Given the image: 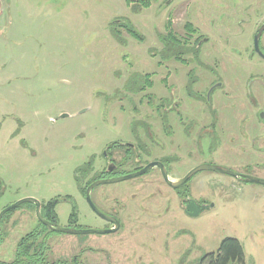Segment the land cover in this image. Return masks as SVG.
Returning a JSON list of instances; mask_svg holds the SVG:
<instances>
[{"label": "rangeland", "instance_id": "1", "mask_svg": "<svg viewBox=\"0 0 264 264\" xmlns=\"http://www.w3.org/2000/svg\"><path fill=\"white\" fill-rule=\"evenodd\" d=\"M263 23L264 0H0V212L56 200L59 225L108 228L81 188L106 151L117 176L166 160L175 181L201 164L264 179ZM134 76L151 85L131 90ZM186 187L215 206L187 215L160 172L96 186L120 210L108 234L53 231L23 203L1 220L0 262L27 238L41 264H200L234 237L264 264V185L204 170Z\"/></svg>", "mask_w": 264, "mask_h": 264}, {"label": "water", "instance_id": "2", "mask_svg": "<svg viewBox=\"0 0 264 264\" xmlns=\"http://www.w3.org/2000/svg\"><path fill=\"white\" fill-rule=\"evenodd\" d=\"M264 33V23L258 28L257 32L255 33L254 36V49L255 52L258 53L260 56L264 57V52L261 49V44H260V40L261 37ZM221 84H218L217 86H219ZM216 86L212 87L208 93V97H210L211 92L213 91V89ZM67 114H63V117H65ZM158 166L162 169V175L164 178V181L171 186L174 189H177L179 187H181L182 185L186 184L193 175H195L196 173L200 172V171H204V170H211L214 171L216 173L219 174H226V175H230L234 178H237L241 181H246V182H250V183H254V184H260V185H264V179L263 178H258V177H254V176H249V175H245L243 173L237 172L235 170H232L230 168L224 167V166H220V165H215V164H201L193 169H191L183 178L179 179V180H171L169 173L166 171V167L165 165L160 162V161H152L150 163H148L146 166H144L141 170L134 172V173H130V174H126V175H120V176H114L111 178H104V179H99L96 180L94 182H92L87 190H86V199L87 202L90 204L91 208L95 211V213L100 216L101 218L111 222L114 224L113 228H106V229H78L75 227H65V226H61L59 225L57 222L51 221L46 219L43 214H42V203L40 200L34 198V197H26L23 198L17 202H15L14 204L4 208L1 212H0V225H1V220L3 218V216L17 208L18 206H20L23 203L26 202H32L35 204L36 206V215L38 220L43 223L44 225L48 226L50 229L54 230V231H58V232H64V233H69V234H90V233H99V234H108V233H114L116 232L119 228H120V221L116 218L113 217L109 214H107L106 212L102 211L92 200L91 197V193L93 191V189L101 184H106V183H113V182H119V181H124L127 179H131V178H135L138 176H141L143 174H145L149 169ZM116 165L114 163H111L108 167V171H113L115 169ZM184 205V210L185 213L191 217H198L200 216L203 212H205L206 210H209L211 208H213L215 206V204L212 202L210 204H199L195 199H191L189 201L188 204H183Z\"/></svg>", "mask_w": 264, "mask_h": 264}, {"label": "trees", "instance_id": "3", "mask_svg": "<svg viewBox=\"0 0 264 264\" xmlns=\"http://www.w3.org/2000/svg\"><path fill=\"white\" fill-rule=\"evenodd\" d=\"M131 33L134 36H137L136 32L131 31ZM172 45L173 44L166 45V47L163 51V55L165 58L171 57V55H172L171 52L173 49L171 47H174ZM136 77H138V78H136ZM140 78H139V76H134L132 78L129 87H133L134 89L130 88L131 90L138 91L140 89H143V87H145L148 83H150V85H151V82H149L150 81L149 76H148V78H145V77H143L141 79ZM137 79H140L141 83L137 84V82H136V84H137L136 85L135 81ZM91 182H92V180H88L85 183V185L81 187L83 194H85V190ZM1 183L2 182L0 180V192H1ZM57 204H58V202L56 200L55 201H49L48 203H46L44 205L42 204V214L46 219L51 220V221H57V219H56L57 214L54 212V208L56 207ZM71 219L74 222L72 224H76L75 222H77L76 221L77 217H75V215L72 214ZM70 226H73V225H70ZM31 237H34V236H31ZM31 237H29V239ZM27 240H28L27 238H23L20 241L18 248H17V252H16V258L12 263H9V264H27V263L28 264H41V262L39 260L41 254H37V256H38L37 258L36 257H34V258L29 257V252H28V250H26V249H28V246H25V243ZM43 246H45V245H43ZM47 248H49V247L47 246ZM24 254H26V255H24ZM23 258H26L28 261L23 260ZM30 260H32V263H30ZM33 260H35V262ZM245 260H246V254H245V250H244V247H243L241 241L238 240L237 238H234V237H226L222 241L217 252H212V253L206 254L204 256V258H202V261L200 262V264H202V263H206V264H233V263L244 264ZM0 264H7V263L0 262Z\"/></svg>", "mask_w": 264, "mask_h": 264}, {"label": "flooded vegetation", "instance_id": "4", "mask_svg": "<svg viewBox=\"0 0 264 264\" xmlns=\"http://www.w3.org/2000/svg\"><path fill=\"white\" fill-rule=\"evenodd\" d=\"M128 149H132L133 151H135V153H137L138 152V148H137V146L136 145H133L132 143H129V142H126L125 144H124ZM105 155H106V158H107V166H106V169H105V171H104V175L101 177V179H104V178H111V177H114V176H117V175H115V171L117 172V170L119 169V165L117 166L116 165V167H115V169L113 170V171H108V167H109V165L111 164V163H113V162H111V157H110V155H109V153L106 151V153H105ZM138 154H136V157H135V162L136 163H138L140 160V158L139 159H137L138 157ZM153 161H160V162H162L164 165H165V167H166V171L169 173V176H170V172H173L172 171V169L170 168V165H169V163L165 160H153ZM152 162V161H151ZM148 163H150V162H147L144 166H146ZM144 166H141V167H139L138 169H136V170H134V171H129L128 172V174H130V173H134V172H137V171H139V170H141ZM147 172H160V174H161V176L163 177V175H162V169L160 168V167H158V166H155V167H153V168H151V169H149ZM146 172V173H147ZM122 175V174H121ZM125 175H126V173H125ZM120 176V175H119ZM143 176V175H142ZM164 179V178H163ZM96 181V180H95ZM94 182V181H93ZM91 184V183H90ZM89 184V185H90ZM88 185V186H89ZM88 186H87V188H88ZM187 186V183L186 184H184V185H182L181 187H179V188H177V189H175V191H176V193H177V195L181 198V208H183V210H184V205L183 204H188L189 203V201L191 200V199H193L192 197H191V195L189 194V192H188V188L186 187ZM87 188H86V190H87ZM86 190H85V194H84V197H85V199H86ZM90 205V204H89ZM36 207V206H35ZM114 210V211H113ZM113 210L111 211V212H106L107 214H109V215H111V216H113V217H116L119 221H120V228L122 227V221L120 220V217H119V211H116L114 208H113ZM184 212H185V210H184ZM103 219V218H102ZM103 220H105V219H103ZM106 221V223H108L110 226L108 227V228H113L114 227V224L113 223H111V222H109V221H107V220H105ZM54 222H57V221H54ZM68 227H70V226H68ZM72 227V226H71ZM119 228V229H120ZM72 262H76V260L75 259H73V261Z\"/></svg>", "mask_w": 264, "mask_h": 264}, {"label": "crops", "instance_id": "5", "mask_svg": "<svg viewBox=\"0 0 264 264\" xmlns=\"http://www.w3.org/2000/svg\"><path fill=\"white\" fill-rule=\"evenodd\" d=\"M5 31L3 32L2 30L0 31V36L4 35Z\"/></svg>", "mask_w": 264, "mask_h": 264}]
</instances>
